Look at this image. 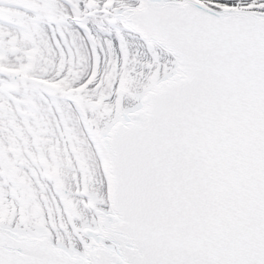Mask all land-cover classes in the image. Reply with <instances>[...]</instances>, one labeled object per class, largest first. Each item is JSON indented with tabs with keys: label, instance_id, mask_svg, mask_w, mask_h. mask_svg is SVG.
Masks as SVG:
<instances>
[{
	"label": "water",
	"instance_id": "95a60500",
	"mask_svg": "<svg viewBox=\"0 0 264 264\" xmlns=\"http://www.w3.org/2000/svg\"><path fill=\"white\" fill-rule=\"evenodd\" d=\"M221 12L141 0L123 13L178 67L101 142L113 213L97 223L119 254L86 227L85 259L0 228V264H264V18Z\"/></svg>",
	"mask_w": 264,
	"mask_h": 264
},
{
	"label": "rangeland",
	"instance_id": "374dc122",
	"mask_svg": "<svg viewBox=\"0 0 264 264\" xmlns=\"http://www.w3.org/2000/svg\"><path fill=\"white\" fill-rule=\"evenodd\" d=\"M48 1L53 9L46 8ZM137 5L138 0H0V12L18 7L32 31L28 36L0 20V225L40 228L49 237L68 239L80 218L67 203L87 215L83 190L108 201L93 134L166 67V53L146 46L116 18ZM11 38L17 53H11ZM91 59L94 74L82 85ZM5 72L30 82L31 92L11 90ZM46 89L57 97H46ZM6 163L12 175L2 171ZM54 181L68 192L66 201Z\"/></svg>",
	"mask_w": 264,
	"mask_h": 264
},
{
	"label": "bare ground",
	"instance_id": "6f19581e",
	"mask_svg": "<svg viewBox=\"0 0 264 264\" xmlns=\"http://www.w3.org/2000/svg\"><path fill=\"white\" fill-rule=\"evenodd\" d=\"M196 1L198 3L204 5V6L209 7L212 11H217V13L221 12V11H227V12L228 11H238V12L246 11V12H248V10H250L258 16L259 15L264 16V0H249L247 3L237 2V0H196ZM5 11L6 10H4V12ZM145 45L148 46L149 48H156L155 45H147V44H145ZM165 57L167 58L168 61L165 60L166 61L165 66L166 67H164L162 69V71L160 72V77L158 79L166 78V77L172 75L173 72L175 71L176 63L173 60V58L171 56H169L168 54L165 55ZM92 59H93V57H92ZM92 59L90 62V68L88 69L89 70L88 74L85 77V79L82 80L83 81L82 85L83 84L87 85L88 82L91 80L93 74H94V69H95L96 65H95V61ZM143 92L141 91L139 94H137L135 97L136 100L132 101V103L130 105H128V107L116 109V111L114 113H112V115L109 118L108 126L106 128H104L103 130H101L98 134H93V137L95 138V142L98 145L100 157L104 163V167H105L104 169L105 170H106V162L104 161L105 159L103 156V151H101L99 143H98V141L100 139V135L106 134L109 126L111 124H113L116 121V119H119V114H121V115L128 114L129 112L135 110V108H138L140 106L139 99L141 98V95ZM86 208H87V210H89V213L86 212L87 215L86 214L85 215L79 214L80 216L77 219L80 218V221L77 223L75 235H72L68 239H64V238L57 239L54 237V235L50 236V239L52 240L53 244L57 245V247H59L60 249H63L69 255H78L79 257H83V258L85 255V246L90 244V240L82 231L85 227L87 229H89L90 231L94 230L93 228H98L96 225L97 224L96 223L97 222L96 221V215H95L96 213L94 214V211H96V209H98V210H100L106 214L107 213L111 214V212H110L111 209L109 208V204L107 202L106 197L101 196V195H99V196L95 195V202H93L91 204L88 203V206ZM72 212H73V210H72ZM74 214H75V212H74ZM2 228H4V227H2ZM6 229H8L14 233H17L21 236H26V237L48 236L47 233L40 228H33V229L31 228L30 229L28 227H21L19 225H15V226L8 227ZM94 237H95L94 240L96 242L101 243L102 245L106 246V248L109 251H116L114 243H112L111 241L101 239V237H99L97 235Z\"/></svg>",
	"mask_w": 264,
	"mask_h": 264
},
{
	"label": "flooded vegetation",
	"instance_id": "af4514ba",
	"mask_svg": "<svg viewBox=\"0 0 264 264\" xmlns=\"http://www.w3.org/2000/svg\"><path fill=\"white\" fill-rule=\"evenodd\" d=\"M18 7H12V9L13 10H15V9H17ZM46 8H48V9H53L54 8V4H52V5H49V4H47L46 3ZM26 21V20H25ZM17 74V73H16ZM17 79H18V84H20V86H21V84H22V86H23V89H21L20 87L19 88H16V89H11V90H16V91H19V90H23L24 92H31V90H30V88H29V86L27 85L28 83H30V82H27V81H25V80H20V78H19V75L17 74ZM26 84L27 85V87H25L24 86V84ZM31 84V83H30ZM35 85H38V86H41V83L40 82H38V83H36ZM42 93H44V95L46 96V97H48V98H52V97H57V95H56V93H55V91H52V90H43V92ZM30 100H33V98L31 97V98H29V100L28 101H30ZM6 170L7 171H9L10 173H11V175L13 174V166H10L8 163H6V164H4L3 165V168H2V171L3 172H6Z\"/></svg>",
	"mask_w": 264,
	"mask_h": 264
}]
</instances>
